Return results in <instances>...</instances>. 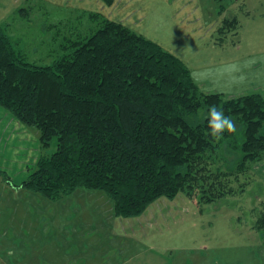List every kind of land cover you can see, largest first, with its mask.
<instances>
[{
	"label": "trees",
	"instance_id": "obj_1",
	"mask_svg": "<svg viewBox=\"0 0 264 264\" xmlns=\"http://www.w3.org/2000/svg\"><path fill=\"white\" fill-rule=\"evenodd\" d=\"M87 16L94 32L70 40L71 51L46 65L29 61L0 24V108L37 128L42 148L57 137L56 150L19 184L2 170L0 177L54 201L100 190L120 217L181 191L196 189L203 201L234 194L233 177L264 156V96L205 92L157 42L100 12ZM226 18L218 43L240 28L237 16ZM213 105L235 124L220 139L208 131ZM223 146L241 153L236 171L221 165ZM254 227L264 231V212Z\"/></svg>",
	"mask_w": 264,
	"mask_h": 264
},
{
	"label": "rangeland",
	"instance_id": "obj_2",
	"mask_svg": "<svg viewBox=\"0 0 264 264\" xmlns=\"http://www.w3.org/2000/svg\"><path fill=\"white\" fill-rule=\"evenodd\" d=\"M212 1L0 0V24L29 61L46 65L71 51L70 40L94 32L87 12H100L157 42L210 83L229 76L241 86L242 76L257 64L254 81L264 96V0H226L227 11L219 13ZM232 16L240 21L237 35L218 43V27ZM22 125L28 139L9 143L0 136V170L14 183L57 144L54 137L42 148L38 129ZM237 135L240 140L242 132ZM220 155L221 165L236 171L241 153L223 146ZM246 168L233 177L232 195L203 201L196 189L181 191L172 199L158 198L135 217L110 214L105 201L112 200L100 190L81 196L84 210L80 202L15 190L0 177V264H264V231L254 227L264 212V156ZM80 217H97L88 220L96 225L88 228Z\"/></svg>",
	"mask_w": 264,
	"mask_h": 264
},
{
	"label": "crops",
	"instance_id": "obj_3",
	"mask_svg": "<svg viewBox=\"0 0 264 264\" xmlns=\"http://www.w3.org/2000/svg\"><path fill=\"white\" fill-rule=\"evenodd\" d=\"M213 1H212L214 4L213 8H214L215 12H218V13L220 11H223V12L227 11V9L229 7L228 5L231 4V0H230L228 5L224 3V1H226V0H213ZM217 1H218V3H217ZM219 1H223V3L219 4ZM19 9H16L15 11H17ZM262 12L264 13V8H263ZM257 68H258L257 64L253 65L250 69V72L247 73L245 76H242V79L244 81L243 83L247 82L246 83L247 85H244L243 83H241V86H240V84H237V83L229 80L230 79L229 76L228 77L221 76L220 77L221 79L218 83L213 82V80L211 81L212 83H210V82H208V80L205 78L204 75H198V76L196 75L195 76L193 74V72H192V75H193L194 79L197 81V83L199 84V86L205 92H223L224 94H226L225 92H227V93H229L228 95H230V96H233L236 94L244 95V94H247V93H250L253 91L262 93L261 87L259 85H257V83L254 81V79L257 78V77L254 78L256 71H257ZM261 71L264 72V70H261ZM250 74H251L252 78H250ZM230 76H232L234 79L239 77V76H237V74L230 75ZM223 77H225V78H223ZM1 112H3V113H1ZM16 132L18 133L17 137L15 136ZM29 135L30 134H28L26 132L22 123L18 119H16L11 113H9L7 111H0V136L1 137L7 136V141L12 140V141L17 142V141L23 140L24 138H27ZM9 143H10V141H9ZM16 152H17L16 150L12 149L10 154L15 155ZM17 155H18V153H17ZM15 184H19V183H15ZM12 188L15 190L20 189L18 187H14V186H12ZM92 194H95L94 190L79 189V190H76L71 195L64 197L63 199H60L59 201L67 202V203H75V204L80 202L81 205L83 206L84 210H85L87 208V205L85 203L86 201L83 200L81 198V196L87 197V195H88L90 197ZM105 202L107 203V205L109 204V212H110V214L113 215L114 214L113 202H110V201H105ZM95 207H96V204H95ZM58 218L59 219L65 218V221H67V219H69V220L71 219V217H58ZM89 219H91L92 221H96L97 217H80L81 223L85 226L88 225L86 227L91 228L94 225H96V223L93 224V223L89 222L88 221ZM72 242H74V239ZM72 245H74V244H72Z\"/></svg>",
	"mask_w": 264,
	"mask_h": 264
},
{
	"label": "clouds",
	"instance_id": "obj_4",
	"mask_svg": "<svg viewBox=\"0 0 264 264\" xmlns=\"http://www.w3.org/2000/svg\"><path fill=\"white\" fill-rule=\"evenodd\" d=\"M209 133L216 139H220L225 130L231 132L235 130V124L232 119L222 109L215 105L211 106L207 117Z\"/></svg>",
	"mask_w": 264,
	"mask_h": 264
}]
</instances>
